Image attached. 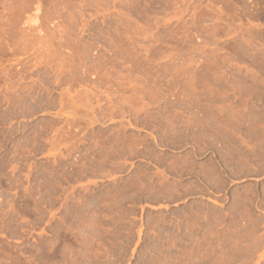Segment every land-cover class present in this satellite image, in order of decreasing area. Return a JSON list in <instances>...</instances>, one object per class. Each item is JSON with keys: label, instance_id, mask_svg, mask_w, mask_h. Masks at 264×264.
<instances>
[{"label": "rangeland", "instance_id": "1", "mask_svg": "<svg viewBox=\"0 0 264 264\" xmlns=\"http://www.w3.org/2000/svg\"><path fill=\"white\" fill-rule=\"evenodd\" d=\"M0 264H264V0H0Z\"/></svg>", "mask_w": 264, "mask_h": 264}]
</instances>
